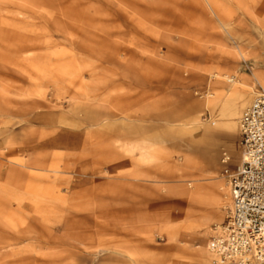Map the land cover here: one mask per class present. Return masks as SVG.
Listing matches in <instances>:
<instances>
[{"label": "rangeland", "instance_id": "rangeland-1", "mask_svg": "<svg viewBox=\"0 0 264 264\" xmlns=\"http://www.w3.org/2000/svg\"><path fill=\"white\" fill-rule=\"evenodd\" d=\"M217 89H264V0H0V264H210Z\"/></svg>", "mask_w": 264, "mask_h": 264}, {"label": "built area", "instance_id": "built-area-1", "mask_svg": "<svg viewBox=\"0 0 264 264\" xmlns=\"http://www.w3.org/2000/svg\"><path fill=\"white\" fill-rule=\"evenodd\" d=\"M239 128L240 165L231 170L227 153L221 160L230 205L207 245L214 264H264V89L255 94Z\"/></svg>", "mask_w": 264, "mask_h": 264}, {"label": "crops", "instance_id": "crops-1", "mask_svg": "<svg viewBox=\"0 0 264 264\" xmlns=\"http://www.w3.org/2000/svg\"><path fill=\"white\" fill-rule=\"evenodd\" d=\"M243 79L247 80L243 74ZM237 95L241 96L236 101H229L224 97V91L217 89L213 95V99H207L203 102L195 103L194 105H205L199 108L202 112L207 111L211 117H214L217 125L215 127L207 126L202 135V148H201V160L203 161V169L201 176L196 175L194 166L190 163L185 167L189 172L188 175H192L196 188L193 192L183 190L182 194L187 197L188 200L198 201L204 206L210 204L221 203V195L219 193V187L223 185V179L219 178L224 166L221 163L223 153H227L231 160L228 167L231 170H235L241 163L242 151H241V133L239 128V120L243 116V113L251 104V93L246 90L236 89ZM231 102V103H230ZM192 106V105H191ZM190 108V107H189ZM188 108V109H189ZM187 109V111H188ZM198 112V109L196 110ZM187 114L188 115H194ZM190 165V167H189ZM225 220H221L216 223H224ZM209 223L208 221L205 222ZM208 238L212 235L207 234ZM211 235V236H210ZM200 257L204 258L205 256ZM209 263H213V259L208 257Z\"/></svg>", "mask_w": 264, "mask_h": 264}, {"label": "bare ground", "instance_id": "bare-ground-1", "mask_svg": "<svg viewBox=\"0 0 264 264\" xmlns=\"http://www.w3.org/2000/svg\"><path fill=\"white\" fill-rule=\"evenodd\" d=\"M203 106H205V105H202V104H199V105H192V106H190V108L188 109L187 113H188V114H193L194 112H196L197 109H199V108H201V107H203ZM219 189H220V191H224V194L226 195V191H225V189H223V186H222V185L219 187ZM208 254H209V253H208ZM200 255H201V254H200Z\"/></svg>", "mask_w": 264, "mask_h": 264}]
</instances>
